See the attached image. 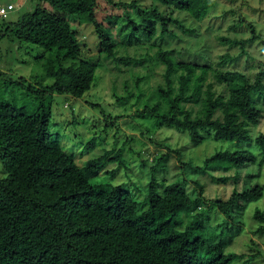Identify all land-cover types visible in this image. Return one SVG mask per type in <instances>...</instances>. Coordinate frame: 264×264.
Returning a JSON list of instances; mask_svg holds the SVG:
<instances>
[{"label":"trees","instance_id":"16d2710c","mask_svg":"<svg viewBox=\"0 0 264 264\" xmlns=\"http://www.w3.org/2000/svg\"><path fill=\"white\" fill-rule=\"evenodd\" d=\"M97 1L40 0L48 7L43 13L58 18L53 82L43 88L24 85L23 80L18 83L35 94L39 102L35 113L10 103L0 104V162L4 173L0 178V264H233L241 256L225 252L226 244L208 243L194 235L203 228L201 214L184 225V217L200 209L201 192L190 197L182 181L165 184L158 192L157 174L167 156L156 160L151 168L140 203L125 185L98 186L90 181L104 163H124L121 152L113 156L106 152L87 161L82 170L72 157L53 146L47 100L53 94L80 98L90 90L99 65L98 61L79 59L83 46L77 27L71 23L92 25L103 58L125 66L140 65L145 60L116 55L111 33L97 20ZM104 1L116 9L134 10L139 23L126 17L124 29L126 37L135 41H149L156 34L162 40L176 38L172 27L194 33L174 16L176 11L200 20L213 3L149 0L151 5L144 7L138 0ZM247 26L251 42L257 35L253 25ZM173 54L172 50L156 51V59L164 67L163 82L149 98L154 102L143 106L139 114L158 126L187 132L191 146L201 144L208 134L215 140L249 143L250 127L258 124L262 114L254 105V97L264 91V61L249 76L234 69L212 72L209 64L178 61ZM253 141L264 151V133ZM216 163L239 168L256 163V157L248 150H236L215 153L200 166L181 164L183 170L205 173ZM263 192L264 183L254 184L213 203L225 220L240 230L244 208L260 200ZM253 219L256 233L264 235V211L256 209Z\"/></svg>","mask_w":264,"mask_h":264},{"label":"rangeland","instance_id":"374dc122","mask_svg":"<svg viewBox=\"0 0 264 264\" xmlns=\"http://www.w3.org/2000/svg\"><path fill=\"white\" fill-rule=\"evenodd\" d=\"M138 1L144 7L151 5L149 0ZM0 2L14 5V11L8 13L7 18H0V104L10 103L35 113L39 107L35 94L26 92L19 84L23 80L24 85L43 88L53 82L57 68L53 46L58 18L55 14L43 13L48 7L40 0ZM96 13L102 28L108 30L115 41L117 56L145 60L140 65L130 63L128 66L107 60L100 53L92 25L71 23L72 27H77V37L83 46L79 59L98 61L99 65L90 90L80 98L53 94L47 100L53 146L72 157L82 170L87 161L106 152L110 156L121 152L124 163H104L90 181L98 186L125 185L140 203L151 168L156 160L167 156L157 174L161 186L158 192L165 184L176 181L185 183L190 197H197L201 192L200 209L192 212L191 217H184V225L189 224L194 215L201 214L203 228L195 230L194 235L208 243L226 244L225 252L241 256L233 264H264V235L256 233L257 223L253 219L256 209L264 211V192L260 200L244 208L239 217L240 230L234 222L225 220L213 203L227 200L232 192H241L244 187L264 183V151L253 141L264 133V91L254 97V105L262 114L258 124L250 127L252 140L249 143L215 140L208 134L201 144L191 146L187 132L158 126L153 119L139 114L143 106L154 102L149 98L163 82L164 67L155 55L159 49L172 50L178 61L209 64L212 72L234 69L253 75L264 61V0H213L200 20L176 11L174 16L185 28L194 29V33L172 27L177 37L165 40L157 34L149 41L129 40L124 29L126 17L139 23L133 9H116L98 0ZM240 22L241 26L231 29ZM247 24L254 26L257 35L251 42L252 33ZM137 79L141 81L136 83ZM236 150L250 151L256 163L239 168L230 163H216L212 164L214 169L205 173L190 168L183 170L181 164L200 166L215 153ZM3 177L0 162V178Z\"/></svg>","mask_w":264,"mask_h":264},{"label":"built area","instance_id":"2783aa9c","mask_svg":"<svg viewBox=\"0 0 264 264\" xmlns=\"http://www.w3.org/2000/svg\"><path fill=\"white\" fill-rule=\"evenodd\" d=\"M14 11V5L12 4H0V18H7L8 13Z\"/></svg>","mask_w":264,"mask_h":264},{"label":"crops","instance_id":"0c3cea01","mask_svg":"<svg viewBox=\"0 0 264 264\" xmlns=\"http://www.w3.org/2000/svg\"><path fill=\"white\" fill-rule=\"evenodd\" d=\"M1 3V2H0Z\"/></svg>","mask_w":264,"mask_h":264}]
</instances>
